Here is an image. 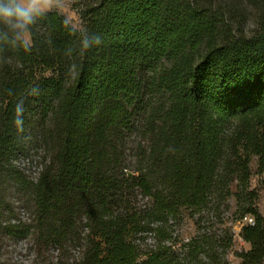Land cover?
<instances>
[{"label": "trees", "instance_id": "obj_1", "mask_svg": "<svg viewBox=\"0 0 264 264\" xmlns=\"http://www.w3.org/2000/svg\"><path fill=\"white\" fill-rule=\"evenodd\" d=\"M75 8L79 28L54 10L27 43L0 25V174L32 123L51 152L29 187L38 241L81 238L74 264H179L167 244L172 219H219L235 198L238 218L254 219L240 264H264L251 167L256 158L264 174V2L251 35L224 34L202 0ZM135 194L144 206L132 205ZM203 246L191 239L187 254L200 257Z\"/></svg>", "mask_w": 264, "mask_h": 264}, {"label": "rangeland", "instance_id": "obj_2", "mask_svg": "<svg viewBox=\"0 0 264 264\" xmlns=\"http://www.w3.org/2000/svg\"><path fill=\"white\" fill-rule=\"evenodd\" d=\"M79 2L82 0H78ZM212 5L220 14L222 30L226 35L231 33L251 35L258 29V14L264 0H202ZM76 0H61L59 10L69 23L80 27V17ZM31 42L30 34L26 37ZM32 123L28 130H23L18 143L9 157L8 167L0 174V260L5 264H74L82 251V240L70 239L62 246L58 243H43L34 235L36 226L33 215V198L29 187L35 182L49 161L51 154L45 139L38 135ZM50 124L49 127H52ZM134 151L131 149L126 156L127 166H135ZM252 188L259 193L258 207L264 215V174L258 172L257 159L252 162ZM125 172H128L126 169ZM142 196L131 197L134 207L145 205ZM229 206L222 209L221 218L206 217L204 222H197L198 217L183 214L172 219L169 224L172 235L168 246L174 248V257L179 264H240L239 253L250 249V244L243 239V226L248 221L238 218L236 201L232 198ZM250 217V216H249ZM232 236V245L227 247ZM84 237V234H83ZM191 239L204 244L200 257L187 253L186 243ZM39 243V245L37 244ZM147 247L154 244L149 237ZM215 250L217 262L210 261L208 251Z\"/></svg>", "mask_w": 264, "mask_h": 264}, {"label": "clouds", "instance_id": "obj_3", "mask_svg": "<svg viewBox=\"0 0 264 264\" xmlns=\"http://www.w3.org/2000/svg\"><path fill=\"white\" fill-rule=\"evenodd\" d=\"M61 0H0V25L7 27L18 40L27 43L26 37L30 33V26L36 19L54 10H59ZM96 43H100V38L96 37ZM85 48L89 47L87 37L83 40ZM21 109L17 107V114ZM20 126L22 121L16 120Z\"/></svg>", "mask_w": 264, "mask_h": 264}, {"label": "built area", "instance_id": "obj_4", "mask_svg": "<svg viewBox=\"0 0 264 264\" xmlns=\"http://www.w3.org/2000/svg\"><path fill=\"white\" fill-rule=\"evenodd\" d=\"M245 220H247L251 224H254V219L252 217H245Z\"/></svg>", "mask_w": 264, "mask_h": 264}]
</instances>
